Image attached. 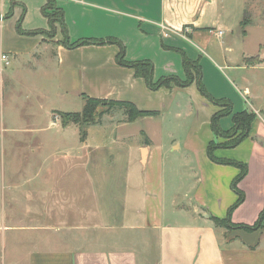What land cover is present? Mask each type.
Returning <instances> with one entry per match:
<instances>
[{"label":"crops","instance_id":"1","mask_svg":"<svg viewBox=\"0 0 264 264\" xmlns=\"http://www.w3.org/2000/svg\"><path fill=\"white\" fill-rule=\"evenodd\" d=\"M55 1L68 40L58 27L55 37L47 36V0H0V54L14 63L47 57L41 71L49 74L47 61L54 56L61 89L72 73L76 87L107 91L95 96L157 111L134 122L197 114L194 139L181 143L166 130L168 141L146 133L149 143L139 139L134 148L99 142L87 148L88 140H80L63 153L75 181H46L45 192L30 190L29 210L2 211L0 264H264V226L248 228L264 211V50H249L235 39L241 20H229L223 0ZM109 37L125 45L128 61H151L154 82L186 74L179 51L199 60L208 93L232 103L231 113L219 118L221 129L231 130L233 114L247 110L256 115L248 134L235 146H222L226 138L212 121L223 105L205 96L196 81L152 88L135 68L117 61L119 43L96 42ZM82 40L87 42L74 45ZM213 142L216 157L247 166L238 180L245 198L231 211L234 226L225 229L212 217L226 218L238 201L232 183L242 168L214 161ZM122 154L128 156L126 173ZM87 165L92 181H86ZM17 217L25 221L17 224Z\"/></svg>","mask_w":264,"mask_h":264},{"label":"rangeland","instance_id":"2","mask_svg":"<svg viewBox=\"0 0 264 264\" xmlns=\"http://www.w3.org/2000/svg\"><path fill=\"white\" fill-rule=\"evenodd\" d=\"M223 3L224 13L226 12L231 22L238 24L244 17L250 21L245 27L246 35L242 32L243 27L237 25L235 39L240 38L249 50L262 53L264 0H223ZM48 12L51 18L55 17V29L47 31V36L51 38L55 37L57 27L62 30L55 1L50 0ZM178 53L184 61V53ZM37 58H41L40 53ZM45 58L47 57L42 56L39 62L34 58H23L22 62L16 63L11 58L8 65L0 63V79L4 80V86L0 88V215L3 210L8 215L14 211L23 214V210H29L30 190L38 187L45 192L49 188L46 181H65L66 178L75 181V169L66 170L68 159L63 153L79 146L80 140H88L90 145L87 148L96 145V142L113 148H134L139 139H146V133H153L155 140L168 141L166 130H172L181 143L188 137L194 139L192 131H195L196 122L193 117L197 118V114L191 118H180L173 112L162 121L148 118L146 121L139 119L140 121L130 122L127 121L128 113L124 107L111 106L110 99L115 98H104L106 100L99 104L97 116L92 123L72 122L75 117L73 114L83 111L85 96L101 98L95 95L100 96L107 91L76 87L78 76L72 73H69V80L65 83L67 89H61V71L57 69L54 56L47 61L48 70L52 73L49 74L45 69L41 71ZM249 60L253 61L254 58ZM191 71L196 74L194 68ZM179 78L185 81L187 74ZM168 81L175 84L171 78ZM226 117H229L228 124L231 123V115ZM236 130L239 131L238 135L245 132L244 129L237 128L230 130L229 134ZM229 141L231 139L226 140ZM87 148L85 153L91 151ZM89 157L87 154V159ZM119 157L122 158L120 165L124 166L123 171L126 173L128 156L122 154ZM89 167L86 166V181H92L89 179ZM101 172L99 170L98 175L102 180ZM81 176L80 172L79 177ZM15 221L19 224L25 219L17 217ZM216 222L223 229L232 227L224 218Z\"/></svg>","mask_w":264,"mask_h":264},{"label":"trees","instance_id":"3","mask_svg":"<svg viewBox=\"0 0 264 264\" xmlns=\"http://www.w3.org/2000/svg\"><path fill=\"white\" fill-rule=\"evenodd\" d=\"M55 1V0H53ZM49 2L50 0H47V3L44 7V14L49 18V21H50V29H55V25H54V22H53V19L55 17H52L50 16L49 12H48V6H49ZM56 2V1H55ZM58 12H59V22L61 23L62 25V31H63V34L65 35V39L68 40L69 38V34H68V28L66 26V23L64 21V12H63V9L61 7L58 6ZM250 24V21H248L245 17L243 18V20L241 21V26L243 27V33L246 35V30H245V27ZM19 30L20 29V25H19ZM84 42H87V41H77L74 43V45H79L81 43H84ZM96 42H117L120 44V52L117 56V61L122 64V65H129L133 68H135L136 70V73L139 75V76H142L144 77L148 84L152 87V88H157V87H160V86H168L170 87L171 86V83H169V79L171 78V80H173L175 82L176 85H179V86H184V85H187V84H190L191 82L193 81H196L197 82V85H198V88L199 90L205 95L207 96L209 99H211L212 101L218 103V104H221L223 105L224 107H228V109H224L222 110L221 112H218L215 114V116L213 117V121H212V125H213V128L215 130V132L217 133V135H221L223 137H225L227 135L226 140L227 139H231V141L229 142H224L222 144V146H235L236 144H238L247 134L248 132L250 131L251 129V124L253 122V120L255 119V113L253 112H250V111H247V110H243V111H240V112H236L233 114V121H234V127L232 129H244V133L242 135H238L237 132L239 131H233L232 134H229L230 130L229 131H225L223 129H221L220 125H219V118L220 116L226 114V113H231V108H232V103L230 101H228L227 99H215L214 97H212L204 83H203V79H202V71H201V65L198 63V61H192L190 59H188L186 56L184 58V64H185V69H186V74H187V80H182L181 78L179 77H161L160 79H158V81L154 82L153 81V63L149 60H146V61H128L126 59V47L125 45L117 40L116 38H112V37H109L107 39H98L96 40ZM191 68H194L196 74H193V72L191 71ZM85 99H86V104H85V107L83 109V111L81 112H78V113H74L73 115L75 116L72 120V122H85V123H92L94 121V119L96 118L97 116V113H98V106L99 104L106 100L104 98H97V97H90V96H85ZM110 102H111V106H120V107H124L128 113V119L127 121H134L136 120L137 118H140V117H144V116H151V115H155L157 114V111H154V110H142V109H139L134 103L132 102H129V101H124V100H116V99H110ZM100 115V114H98ZM237 127V128H236ZM231 129V130H232ZM145 142L146 143H149V139L148 137L146 136V139H145ZM216 143H211V145L209 146V156L216 162H221V163H232V164H236L242 168V172L241 174L233 181L232 183V187L233 189L238 193V201L235 203V205L233 207H231L230 211H229V214L226 218H224V221L228 222L231 226H234L233 223L231 222V219H230V214H231V211L236 207L238 206L240 203L243 202L244 198H245V195L243 193V191H241L238 187V180L243 178V176L246 174L247 172V166L246 165H242L236 161H231V160H228V159H223V158H218L216 157L214 154H213V150L214 148L216 147ZM212 219L216 222V221H220L222 219L220 218H217V217H212ZM217 223V222H216ZM218 225V223H217ZM264 226V211L261 213L260 215V218L258 219L257 223L254 225V227H248L249 229H253L255 227H260V226Z\"/></svg>","mask_w":264,"mask_h":264},{"label":"built area","instance_id":"4","mask_svg":"<svg viewBox=\"0 0 264 264\" xmlns=\"http://www.w3.org/2000/svg\"><path fill=\"white\" fill-rule=\"evenodd\" d=\"M217 33L222 34L223 30H219L217 31ZM10 55L8 53H2L1 57H0V63L4 64V65H8L10 64Z\"/></svg>","mask_w":264,"mask_h":264}]
</instances>
